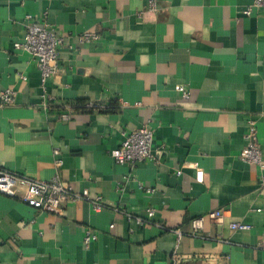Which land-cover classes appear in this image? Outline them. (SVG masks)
<instances>
[{
  "label": "crops",
  "instance_id": "obj_1",
  "mask_svg": "<svg viewBox=\"0 0 264 264\" xmlns=\"http://www.w3.org/2000/svg\"><path fill=\"white\" fill-rule=\"evenodd\" d=\"M252 1L0 0V93L17 92L0 106V165L36 180L58 174L86 196L42 214L0 194V264H264V170L238 157L252 119L264 162V17L244 14ZM26 15L63 38L45 91L35 62L13 48ZM84 32L100 38L81 44ZM62 104L75 105L67 121ZM144 125L159 163L116 165L122 133ZM147 208L149 225L121 212ZM220 208L222 224L205 218L191 236L192 219ZM88 230L97 239L84 245Z\"/></svg>",
  "mask_w": 264,
  "mask_h": 264
},
{
  "label": "built area",
  "instance_id": "obj_2",
  "mask_svg": "<svg viewBox=\"0 0 264 264\" xmlns=\"http://www.w3.org/2000/svg\"><path fill=\"white\" fill-rule=\"evenodd\" d=\"M154 8V5H151ZM255 11L264 17V0H253L252 4L244 11L246 16H250ZM45 15V14H44ZM98 33L84 32L78 36L81 44L91 43L99 40ZM63 44V38L55 33V30L47 23L46 20L36 21L31 15L25 16L24 34L21 41L15 42L13 48L18 51L25 52L35 62L39 72V83L43 91H45L48 80L58 72L57 60L59 48ZM175 90L181 94L183 99L189 98V90L184 85L176 86ZM17 92L15 89H5L0 93V106L12 107L15 104ZM46 97L45 102L41 105L46 108L52 98ZM45 99V98H44ZM75 105L62 104L61 107L66 111L60 115V120L67 121L70 119L69 112H72ZM85 110H101L104 106L97 102H88L82 106ZM256 122L252 119L247 121V130L245 138L246 146L239 153V159L248 164L257 166L260 170H264V162L261 158L260 147L256 141ZM123 139L120 145L109 152V156L116 165L134 166L136 163L148 162L157 165L158 156L152 148L153 130L144 125L128 134L122 133ZM58 151H54V155H58ZM62 165L61 160L54 162L55 169L58 170ZM180 174V171L177 172ZM197 179L202 180L201 174H197ZM0 194L15 198L27 206L35 209L42 214H59L66 202H76L83 200L86 196L76 194L73 187L63 181L56 174L48 181L31 179L27 176L18 175L11 171L5 170L0 165ZM95 212L102 210L103 202L101 197H96L91 201ZM117 212L120 210H116ZM128 221L134 220L140 225H149L153 222L155 209L147 208L144 216H133L132 214L121 211ZM224 209H214L206 214L196 217L190 221L191 236H201L203 231L204 219L208 218L218 224H222ZM155 223V222H154ZM160 226V225H157ZM112 228V226H110ZM229 229L233 231H249L251 226L239 222L229 224ZM176 235V244L181 240L182 234L179 229L170 230ZM97 236L90 230L85 232L83 236V244L87 245L92 240H96Z\"/></svg>",
  "mask_w": 264,
  "mask_h": 264
}]
</instances>
